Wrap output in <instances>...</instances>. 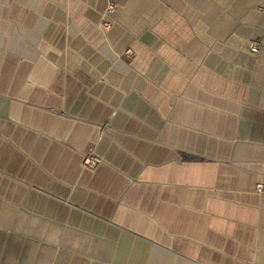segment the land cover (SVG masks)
<instances>
[{
  "label": "crops",
  "instance_id": "1",
  "mask_svg": "<svg viewBox=\"0 0 264 264\" xmlns=\"http://www.w3.org/2000/svg\"><path fill=\"white\" fill-rule=\"evenodd\" d=\"M0 264H264V0H0Z\"/></svg>",
  "mask_w": 264,
  "mask_h": 264
},
{
  "label": "built area",
  "instance_id": "2",
  "mask_svg": "<svg viewBox=\"0 0 264 264\" xmlns=\"http://www.w3.org/2000/svg\"><path fill=\"white\" fill-rule=\"evenodd\" d=\"M115 10V5L113 3H109L107 5V8L105 10L104 16L100 21V26L103 29H108L111 25L110 21L107 19V15L113 13V11ZM250 50L255 52L258 49V44L256 42H252L250 44ZM128 53H131L130 50H128ZM101 162V159L99 156H97L96 154L92 153V152H85L83 155V160H82V165L84 168L87 169H95ZM257 189L258 190H262V185L261 184H257Z\"/></svg>",
  "mask_w": 264,
  "mask_h": 264
}]
</instances>
